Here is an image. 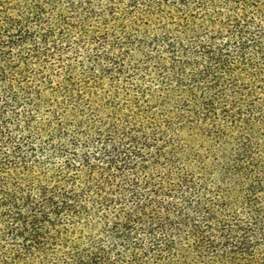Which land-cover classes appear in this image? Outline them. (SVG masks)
<instances>
[{
	"label": "trees",
	"instance_id": "1",
	"mask_svg": "<svg viewBox=\"0 0 264 264\" xmlns=\"http://www.w3.org/2000/svg\"><path fill=\"white\" fill-rule=\"evenodd\" d=\"M0 264H264V0H0Z\"/></svg>",
	"mask_w": 264,
	"mask_h": 264
}]
</instances>
